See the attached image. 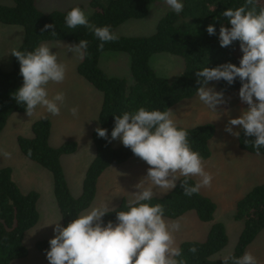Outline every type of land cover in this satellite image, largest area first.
Returning a JSON list of instances; mask_svg holds the SVG:
<instances>
[{"label": "trees", "instance_id": "1", "mask_svg": "<svg viewBox=\"0 0 264 264\" xmlns=\"http://www.w3.org/2000/svg\"><path fill=\"white\" fill-rule=\"evenodd\" d=\"M159 0H90L93 12L90 22L97 26L108 25L112 30L129 19H142L149 13L151 6ZM12 5L0 4V23L20 25L23 28V40L17 50L28 51L46 41H66L78 43L80 39L88 41L87 52L77 66V71L86 81L103 95L96 127L108 129L109 134L114 126V115L125 111L131 112L141 106L149 109L169 110L184 99L193 97L198 87L195 71L203 67H214L224 62L239 63L236 52L239 43L229 47H220L218 32L221 24L228 25L222 17L225 8H236L244 0H183L184 7L180 14L167 12L157 23L156 30L149 36H124L119 34L115 42H100L83 26L68 29L64 25V16L73 5L65 10L44 12L36 5V0H12ZM264 7V0H257V8ZM45 24L54 25L53 29H44ZM215 24L216 34L209 35L206 26ZM125 52L130 57V83L123 77L108 75L99 66L103 52ZM157 53H169L183 59V69L179 76L171 81L159 75L150 65V58ZM22 84L19 74V63L12 57V70L4 71L0 65V132L5 127L9 116L25 112L18 105L12 93ZM223 92L238 90L240 82L232 85L225 81L217 82ZM184 128L188 133L189 144L199 152L202 161L211 154L210 141L215 135V125L211 122L200 123ZM95 127V128H96ZM92 131L95 156L86 169L83 178L82 192L73 196L61 162L64 154L77 150L75 140H66L58 146L49 143L51 121L43 117L32 124V136H18L17 142L21 153L39 165L45 167L52 176L53 193L60 212L62 225H66L76 215L89 208L97 193V183L101 174L108 168L120 165L132 156L130 149L123 145L112 146L105 139ZM247 144L245 143V140ZM251 137H237L241 150L264 156V148L259 153L252 147ZM183 179V178H181ZM196 180L190 177L188 183ZM39 193L35 190L24 193L13 179L10 166L0 167V264L28 255L24 244L27 230L39 220L37 201ZM128 200L123 197L120 203L105 215V222L115 221L116 211L122 210ZM152 203H160L165 209L167 219H176L188 212H195L198 219L210 223L204 240H183L179 243L185 264H222V260L213 255L228 243V234L221 221H214L217 204L208 195L199 191L191 197L183 194L180 179L176 187L162 196H154ZM112 210V211H111ZM233 218L243 222L239 233L234 256H240L264 230V183L255 185L235 203ZM193 244L196 253L188 251ZM38 251L45 253L48 240H38L35 244Z\"/></svg>", "mask_w": 264, "mask_h": 264}, {"label": "clouds", "instance_id": "2", "mask_svg": "<svg viewBox=\"0 0 264 264\" xmlns=\"http://www.w3.org/2000/svg\"><path fill=\"white\" fill-rule=\"evenodd\" d=\"M163 3L175 14H180L184 7L183 0H163ZM90 15L78 6L72 7L64 16V25L68 29L83 26L100 42V48L106 42L119 39V34L110 26L90 22ZM222 17L230 26L221 24L219 28L220 47L238 42L242 55L238 64L224 62L196 70V96L199 102L216 112L218 106L228 101L223 90H216L212 82L223 80L232 85L238 80L237 95L247 107L238 116L229 117L224 131L235 137L241 132L251 137L252 147L259 153L264 148V7L257 8V0H244L239 7L225 8ZM46 29H53L51 32L55 35L54 25L45 24L42 31ZM205 30L209 35L216 34L215 24L207 25ZM87 47L88 41L80 39L78 43L68 44V52L83 59ZM51 49L40 44L32 50L10 52L19 63L22 77V84L12 96L29 117L37 108L57 116L65 100L63 91L49 93V83L59 84L66 77L65 65ZM69 112L73 118H78V106H73ZM95 132L108 143L118 139L149 167L134 185L136 191L130 192L132 197L125 208L116 211L115 221H104L110 212L107 205L93 204L66 225L48 224H54V234L45 251L47 264H185L175 238V233L183 228L181 221L166 220L163 206L152 201L154 189L165 194L176 187L178 179L186 197L211 185L213 177L205 170L199 152L190 146L187 131L174 122L169 111L141 106L114 115L110 134L103 127H96ZM11 155L0 149V157L9 159ZM190 177L197 178L194 184L188 183ZM188 251L196 253L195 244ZM219 259L222 264H258L257 257L249 251L240 256L224 254Z\"/></svg>", "mask_w": 264, "mask_h": 264}, {"label": "rangeland", "instance_id": "3", "mask_svg": "<svg viewBox=\"0 0 264 264\" xmlns=\"http://www.w3.org/2000/svg\"><path fill=\"white\" fill-rule=\"evenodd\" d=\"M38 1L44 12L65 10L70 3H73L70 2L71 0ZM82 3L86 13L93 12L89 3L85 1ZM0 4L12 5L13 2L12 0H0ZM169 11L171 10L163 3V0L160 3H154L144 18L129 19L120 24L117 27L118 33L124 36H149L155 32L159 19ZM22 40V26L0 23V65L4 71L12 70L13 55L10 52L13 49L17 50ZM48 46L52 48L51 51L56 52L58 61L62 62L66 67L64 81L59 84L49 83L48 85L50 95L57 91H63L65 94L64 103L60 107V114L51 116L42 108H37L31 117L27 116L26 112L13 113L9 116L5 127L0 132V149L12 154L9 159L0 157V167L10 166L12 168L13 179L22 192L27 193L35 190L39 193L37 201L39 220L33 227L27 230L24 237V244L28 248L29 253L37 250L35 244L38 240H49L53 236L54 224H48L59 222L62 225V221L53 193L51 173L45 167L27 159L21 153L17 137H31L32 124L40 118L49 117L52 131L50 133L52 134V141L49 139V143L52 146L60 145L66 140L76 139L78 144L77 150L73 153L62 155L61 162L70 191L73 196H78L82 192L86 169L95 156L91 123H95V125L98 123L100 110L98 104H101L103 100L102 93L93 88L88 81L76 73L75 60L78 59L76 56L70 51L68 52V50H59L57 43H48ZM110 54L120 53L112 51L103 52L101 59L103 67L107 69L110 76L117 75L118 77L127 79L131 83L129 55L125 52L122 53L124 54L123 56L129 59V64H127V60L116 59L114 55L111 56ZM236 54L239 58L242 55L239 48ZM111 62L115 65L113 69H111L109 64ZM150 64L159 75L166 76L165 78L171 81L179 76L182 71H180V68L182 67L183 69V59L169 53L154 54L150 58ZM212 85L216 90H219L217 82H212ZM236 92L238 90L224 92L228 102L218 106V111L216 112L209 110L199 102L196 94L192 99H189L188 103L180 101L168 110L174 122L185 127H191L204 122H211L215 125V135L210 141L212 156L208 159L206 171L212 177H217L216 187L219 189H215L214 184H211L207 195L217 204L214 221L224 223L228 234V243L223 249L213 255L214 258H219L224 254H231L235 249L239 233L243 227L242 221L233 218L236 200L255 185L264 183V172L260 169H253L254 164H250V161H248L247 156L249 153L239 148L237 137L224 131L229 117H235L240 114V111H237L240 107H237V101L233 98L234 95L232 94ZM187 104H191V106L187 108ZM73 106H78L79 108L78 118H73L69 112V109ZM120 145L122 144L118 139L112 141V146L118 147ZM126 166L121 167L120 171L122 173L127 171ZM99 196H103L108 201L111 199L120 201L121 199L117 194L116 188L111 186L107 190L101 189L98 194ZM114 201L111 202L114 203ZM96 202L97 198L91 205H100ZM111 205L107 204L109 210L112 209L110 208ZM186 214L176 219L165 218L169 221L179 219L183 225L182 230L175 233L177 243L179 244L181 241L189 239L204 240L210 223L200 221L196 215L194 220H192L191 214H195L194 212ZM253 244L256 246V253L253 255L257 257L258 264H263L264 230L257 236Z\"/></svg>", "mask_w": 264, "mask_h": 264}, {"label": "crops", "instance_id": "4", "mask_svg": "<svg viewBox=\"0 0 264 264\" xmlns=\"http://www.w3.org/2000/svg\"><path fill=\"white\" fill-rule=\"evenodd\" d=\"M86 2V3H89L90 0H71L70 2H73V3H70L68 7H71L73 5H78V4H81L83 5L82 2ZM161 0L157 1L156 3H160ZM36 5L39 7L40 10H43V8L40 6V3L38 0H36ZM67 7V8H68ZM66 8V9H67ZM120 26V25H119ZM116 32L118 33V28L116 29ZM119 34V33H118ZM48 43H57L58 45V49L59 50H68V44H75V43H70V42H66V41H46V42H43L41 44H46L48 45ZM52 45H55V44H52ZM115 53H120V54H110L111 56L114 55V57L116 59H125L127 60V64H129V59L128 57L126 56H123L124 54H122L123 52H115ZM101 59H102V54L100 56V59H99V66L102 70H104L108 75H110L107 71V69H105L102 65V62H101ZM81 62V59H76L75 60V71L76 73L79 75L78 71H77V66L78 64ZM110 66H111V69L115 68V65H113V62L109 63ZM151 65V64H150ZM152 67V66H151ZM153 68V67H152ZM154 69V68H153ZM155 70V69H154ZM182 70V67L180 68V71ZM156 71V70H155ZM113 76V75H111ZM116 77H118L117 75H114ZM162 76V75H161ZM82 77V76H81ZM163 77H166V76H163ZM90 84V83H89ZM91 85V84H90ZM93 87V86H92ZM94 88V87H93ZM90 91V90H89ZM236 91V90H235ZM238 92H236L235 94L232 93L234 96L233 98H235V100L237 101V107H240L239 109H237V111H241L243 108H246L247 105L246 104H242L240 101H239V98H238V95H237ZM193 97L191 98H188V99H184L182 100L183 103H188L189 102V99H192ZM87 104H88V101H87ZM102 104V103H101ZM101 104L99 103L98 106L99 109L101 108ZM187 108H189L191 106V104H187L186 105ZM100 112V110H99ZM177 125H180V124H177ZM97 126V124L95 125V123H91V127L92 129L94 130V128ZM183 126V125H181ZM194 126V125H193ZM52 132V131H51ZM50 132V133H51ZM51 136L52 134H50V141L51 140ZM74 140V139H72ZM76 141V139H75ZM77 142V141H76ZM53 146H58V145H53ZM243 151V150H242ZM253 155V156H252ZM247 156L248 157V161H250V164H254V167L253 169H260L264 172V156H261V155H256L255 154H252ZM212 156V154H211ZM209 159V158H208ZM208 159L206 160H203L202 162L205 163L203 164L205 170L207 168V162H208ZM132 161V162H131ZM127 163H130V164H127ZM124 165H127L126 166V169L127 171L125 173H122L120 171V169H122L121 167H123ZM149 166L144 162L142 161L140 158L136 157V156H132L129 160H127L125 163H122L120 165H115V166H112L108 169H106L100 176L99 180H98V183H97V197L95 196V200H93V203L94 201H96V198H97V202L96 203H99V204H112L110 208H115L121 201V199L123 197H125L128 201L131 199L132 197V193L130 192H134L136 191V189L134 188V185L139 182L142 177L146 174V170ZM213 171V170H212ZM212 171H210L211 173H213ZM106 173V174H105ZM209 173V172H208ZM195 180H197L196 177H193ZM217 177H214L213 176V179H212V182L211 184H214V188L215 189H219L218 187H216V179ZM111 186V187H115L116 190H117V194L120 196V201H114V199H111V200H106L103 196H99L98 197V194H99V191L101 189H105L107 190L108 187ZM210 187V186H209ZM209 187H204V188H201V192L206 194L207 195V192H209ZM164 194H161L160 190L159 189H154V196H162ZM243 196V195H242ZM240 198V197H239ZM238 198V199H239ZM237 199V200H238ZM236 200V201H237ZM111 201H114L111 202ZM59 210V209H58ZM193 212V211H192ZM192 212H188V213H192ZM60 213V212H59ZM195 213V212H194ZM187 215V214H185ZM192 215V220H194L195 218V214H191ZM197 216V215H196ZM261 233V232H260ZM259 233V234H260ZM258 234V235H259ZM257 238V237H256ZM255 238V239H256ZM255 241V240H254ZM254 241L247 247L246 251H249L251 252L252 254H255L256 253V246L253 244ZM263 260V259H262ZM10 264H47V260H46V257H45V253H42L38 250H33L29 253V255H27L26 257L24 258H19V259H15L13 261H11ZM263 264H264V260H263Z\"/></svg>", "mask_w": 264, "mask_h": 264}]
</instances>
